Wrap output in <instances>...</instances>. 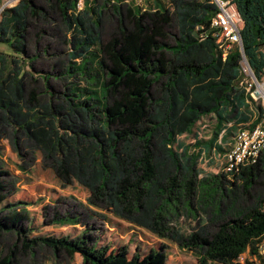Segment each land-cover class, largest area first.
<instances>
[{
	"label": "trees",
	"instance_id": "16d2710c",
	"mask_svg": "<svg viewBox=\"0 0 264 264\" xmlns=\"http://www.w3.org/2000/svg\"><path fill=\"white\" fill-rule=\"evenodd\" d=\"M232 1L242 21L241 48L232 45L224 56L211 26L217 12L211 0L119 6L106 40L103 11L77 10L69 0H19L3 7L0 140L20 159L39 152L61 186L77 183L87 191L89 206L178 242L198 264H252L238 258L246 249L254 254L264 233V149L237 172L199 177L201 170L178 141L208 119L211 135L195 145L200 153L225 154L237 131L254 127L263 112L251 95L255 86L244 82L242 61L264 82V0ZM50 5L69 32V49L47 71L37 60L48 45L40 49L35 40L32 51L28 38L35 24L51 19ZM68 77L74 80L59 85ZM4 175L0 171V264H25L37 247L55 256L79 254L82 264L166 263L165 246L129 254L126 245H99L87 232L28 238V202L6 203ZM199 209L205 223L178 235L172 219L181 210L195 215ZM76 221L56 212L51 219Z\"/></svg>",
	"mask_w": 264,
	"mask_h": 264
},
{
	"label": "rangeland",
	"instance_id": "374dc122",
	"mask_svg": "<svg viewBox=\"0 0 264 264\" xmlns=\"http://www.w3.org/2000/svg\"><path fill=\"white\" fill-rule=\"evenodd\" d=\"M4 3L5 0L0 4V10ZM145 4L147 2L143 5L145 6ZM128 5L134 6L131 2ZM124 8L125 6H123ZM147 8L149 9V6ZM107 9V13L103 12V23L100 27L104 40L107 39L108 32L112 27L117 25V19L115 17L110 18L111 4L108 5ZM50 11L51 19L35 24L28 38L30 50L32 51L35 40L39 42L40 49L45 44L48 45V51L41 54L37 60V67L47 71H51V67L53 68L54 65H58L57 63H61L69 49L67 44L69 32L64 28L55 6L50 5ZM244 76L246 82L253 81L249 73L245 72ZM73 80V77H68L67 81L59 82V85L65 82L70 83ZM50 82L54 86L58 85L55 80ZM253 95L263 105L261 97L258 98L254 91ZM210 135V121L203 118L196 123L190 133L178 138V141L184 146V156L190 157L195 164V168L201 170L199 177L203 174L214 175L224 170V153L212 150L200 153L199 146L195 145L196 140H208ZM178 151L182 152V149H178ZM41 160L39 152L27 154L20 159L6 140H0V171L5 173L4 181L9 192L6 203L17 200L28 202L27 205H23L27 218L24 220L23 225L28 226L31 230L28 238L36 235L76 238L81 233L87 232L99 245H108L110 248L126 245L129 254H132L136 249L140 254H145L151 249L165 246V264H198L194 252L181 246L178 242L169 238L158 237L142 227L114 217L107 210L95 209L89 206L86 202L87 191L82 186L77 183L66 187L61 186L53 171L42 166ZM21 165L23 168H21ZM227 186L228 188L232 187L229 183H227ZM224 208L225 206H223ZM55 212L59 215L77 218V221L69 224L52 223L51 219ZM205 218L206 215L201 209L195 215L181 210L179 215L172 219V224L178 235H187L197 224V221H200V224L205 223ZM5 237H3V243L6 242L7 237ZM249 253V249H246L239 256L238 261L244 263L246 260H252L254 264H259L257 259L255 261L253 257H249ZM23 263L82 264V261L79 254H75L72 258L64 253L55 256L50 249L37 247L34 253H30L25 257Z\"/></svg>",
	"mask_w": 264,
	"mask_h": 264
},
{
	"label": "built area",
	"instance_id": "2783aa9c",
	"mask_svg": "<svg viewBox=\"0 0 264 264\" xmlns=\"http://www.w3.org/2000/svg\"><path fill=\"white\" fill-rule=\"evenodd\" d=\"M18 1L19 0H5L2 8L5 6H12ZM69 1L75 4V8L77 10H80L83 7L84 0ZM131 1L135 4H142L149 0ZM211 2L217 9L216 15L211 19V26L217 29L216 41L224 50V56L232 45L239 46V29L242 25V21L232 0H211ZM242 65H244L242 68L243 73L246 72L250 75V70L244 60L242 61ZM244 82L247 83L248 86H250L251 83L254 85L253 81L246 82L244 80ZM254 92L258 95V98L261 97V100L263 101V112L260 115L258 123L254 127H244L237 131L233 145L223 155L224 170L226 172H237L242 166L256 162L257 158L264 149V95H261L256 87ZM251 95L254 99L257 98L253 95V92H251ZM254 247L255 253H249V257H253L255 261L257 259L259 264H264V233L256 238ZM248 261H251L252 264H254L252 260Z\"/></svg>",
	"mask_w": 264,
	"mask_h": 264
},
{
	"label": "crops",
	"instance_id": "0c3cea01",
	"mask_svg": "<svg viewBox=\"0 0 264 264\" xmlns=\"http://www.w3.org/2000/svg\"><path fill=\"white\" fill-rule=\"evenodd\" d=\"M130 2L134 6H139V5H143L144 4V3H142V4H135L131 0H84L83 8L89 9L90 12L93 10V11H96L98 13L100 11H103V12L105 11L107 13V10H108L107 7H108L109 4H111V16H110V18L115 17L117 19V22H118V18H117V16L119 17V13L117 12L118 7L119 6H122V9H123V6H125V8H127L129 6L128 4ZM122 4H124V5H122ZM113 11H114V13H113ZM234 139H235V137L233 138V142H234ZM232 145H230V148H231ZM230 148H228V150Z\"/></svg>",
	"mask_w": 264,
	"mask_h": 264
},
{
	"label": "water",
	"instance_id": "95a60500",
	"mask_svg": "<svg viewBox=\"0 0 264 264\" xmlns=\"http://www.w3.org/2000/svg\"><path fill=\"white\" fill-rule=\"evenodd\" d=\"M2 10V9H1ZM0 10V11H1ZM239 46H240V48H241V40H240V44H239ZM243 60H244V62H245V64L248 66V64H247V62H246V60H245V58L243 57ZM248 68H249V70H250V75H251V77H252V79H253V82H254V86L257 88V87H262L263 85H264V83H258V81L256 80V78H255V76L253 75V73H252V71H251V69H250V67L248 66ZM258 93V92H257Z\"/></svg>",
	"mask_w": 264,
	"mask_h": 264
},
{
	"label": "bare ground",
	"instance_id": "6f19581e",
	"mask_svg": "<svg viewBox=\"0 0 264 264\" xmlns=\"http://www.w3.org/2000/svg\"><path fill=\"white\" fill-rule=\"evenodd\" d=\"M257 90L261 95H264V89L262 87H257Z\"/></svg>",
	"mask_w": 264,
	"mask_h": 264
}]
</instances>
